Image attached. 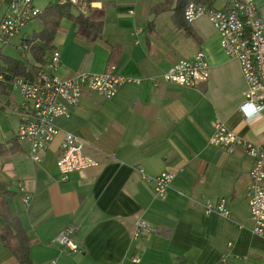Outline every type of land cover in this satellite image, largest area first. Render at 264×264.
Wrapping results in <instances>:
<instances>
[{
	"label": "crops",
	"instance_id": "0c3cea01",
	"mask_svg": "<svg viewBox=\"0 0 264 264\" xmlns=\"http://www.w3.org/2000/svg\"><path fill=\"white\" fill-rule=\"evenodd\" d=\"M33 1L42 10L54 3ZM161 1L94 0L102 8L101 34L87 38L75 22L63 20L65 32L57 33L53 48L45 50L42 70L56 50L60 64L55 74L67 79L107 71L112 46L121 49L112 66L126 80L115 96L85 90L70 116L55 120L60 130L81 138L96 166L60 180V137L39 162L33 161L27 146L14 141L23 120L19 99L6 86L0 94V182L14 194L7 199L10 212L36 240L30 247L32 263L134 264L136 255V264H264V238L252 232L246 197L253 158L241 148L225 153L208 141L218 119L240 139L264 146V108L253 119L243 116L239 106L246 84L215 28L200 23L205 17L189 23L200 38L196 43L175 28L170 12L150 13ZM216 1L212 6H223V0L217 6ZM10 2L0 0V20ZM255 4L264 17V0ZM41 29L32 19L0 56L10 46L24 51V39ZM199 50L208 62L204 83L188 88L162 80L172 64ZM163 171L174 178L165 196L158 197L153 178ZM220 199L229 218L205 212L207 202ZM138 220L154 232L134 239ZM68 227L74 229L76 254L54 241ZM0 264H20L1 240Z\"/></svg>",
	"mask_w": 264,
	"mask_h": 264
},
{
	"label": "built area",
	"instance_id": "2783aa9c",
	"mask_svg": "<svg viewBox=\"0 0 264 264\" xmlns=\"http://www.w3.org/2000/svg\"><path fill=\"white\" fill-rule=\"evenodd\" d=\"M58 5L70 4L76 14L90 18L94 9L93 2L87 0H53ZM222 7L204 3H188L183 10L188 23L205 17L215 28L224 53L238 62L246 87L239 110L243 116L253 119L264 108V17L258 15L255 0H223ZM42 13L33 0H11L7 11L0 20V54L5 46L17 36L22 28ZM139 33V32H137ZM23 47L26 48L25 39ZM60 64V54L54 50L47 62V70L37 72L32 78L9 77L0 72V84L5 85L18 99V108L23 115L17 137L27 146L29 157L39 162L41 154L50 144L60 137L58 167L60 180L66 181L69 174L97 165L84 153V142L78 136L60 130L55 120L68 118L71 109L78 105L85 90L102 97L115 96L126 80L114 73V66L101 74L79 72L71 78L61 79L55 72ZM209 70L205 53L197 51L189 59H179L163 74L162 80L177 86L194 88L208 79ZM209 143L225 153H233L238 148L253 158L250 170V184L246 197L253 221L252 232L264 238V146H258L240 139L228 130L220 120H215ZM174 174L163 171L153 178L154 193L163 197L170 188ZM28 202L29 196H24ZM205 212H216L229 218L230 212L225 200L217 203L207 202ZM74 229L68 227L54 238L70 254L79 252L72 241ZM154 228L144 220L135 223L133 237H147ZM224 261V259H223ZM131 262H140L138 256H132ZM33 264H56L55 260Z\"/></svg>",
	"mask_w": 264,
	"mask_h": 264
},
{
	"label": "trees",
	"instance_id": "16d2710c",
	"mask_svg": "<svg viewBox=\"0 0 264 264\" xmlns=\"http://www.w3.org/2000/svg\"><path fill=\"white\" fill-rule=\"evenodd\" d=\"M93 2L94 0H87ZM211 0H162L154 5L150 13L154 16L164 12L171 13V20L176 29L183 30L186 37L193 39L196 43H200V38L193 31L191 25L185 21L183 10L184 7L191 2L206 3ZM102 9V8H101ZM101 9H94L90 18L83 19L79 17L72 5H58L49 3L42 13L36 16L42 29L39 32H33L26 37V48L22 46L27 57L11 58L0 56V72L9 77H27L32 78L38 71L42 70L45 65V50L52 49L55 36L57 33L65 32L61 22L68 20L75 22L79 30H85L87 38L95 37L102 32L103 15ZM152 23L148 24L151 27ZM121 52L119 46H112L111 53L108 57V67L118 62V54ZM6 87L0 84V94L6 93ZM18 141V137L14 139ZM2 147V146H0ZM1 156V155H0ZM6 159V155H3ZM13 193L0 182V240L9 253L15 257L20 264H33L30 260V247L35 243V239L28 236L27 231L23 228L19 218L10 212L7 199L13 197Z\"/></svg>",
	"mask_w": 264,
	"mask_h": 264
},
{
	"label": "rangeland",
	"instance_id": "374dc122",
	"mask_svg": "<svg viewBox=\"0 0 264 264\" xmlns=\"http://www.w3.org/2000/svg\"><path fill=\"white\" fill-rule=\"evenodd\" d=\"M221 3H222L221 0H217L215 5L217 6V5H220ZM208 4L212 6L213 5V0H211ZM200 23H202L203 26L206 27V28H211V29L213 28L212 24L206 18L202 19L200 21ZM6 53H7V54H5L6 56L13 57V58H19L20 59V58L24 57L23 51L22 52H20V51L18 52L15 47L13 48L11 46L8 47V49L6 50ZM27 60L30 61V58L27 57ZM6 115L8 116V113H6Z\"/></svg>",
	"mask_w": 264,
	"mask_h": 264
}]
</instances>
